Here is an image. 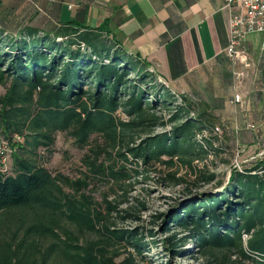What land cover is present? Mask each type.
Masks as SVG:
<instances>
[{
  "label": "trees",
  "instance_id": "1",
  "mask_svg": "<svg viewBox=\"0 0 264 264\" xmlns=\"http://www.w3.org/2000/svg\"><path fill=\"white\" fill-rule=\"evenodd\" d=\"M6 81L0 138L10 144V135H18L23 142L17 148L29 146L30 155L50 148L56 132H66L78 148L99 134L132 164L110 169L111 178L126 183L156 164L194 171V162L204 161L212 148L205 132L215 118L208 106L185 96L177 101L146 61L122 48L106 22L95 29L69 23L51 36L28 30L13 38L0 29V84ZM165 111L166 118L157 113ZM157 126L170 129L154 133ZM10 156L11 173L0 171V264H147L142 235L109 221L111 212H123L120 202L105 201L104 214L81 192L88 186L84 179L52 175L22 153ZM83 161L102 170L88 156ZM177 169L166 175L182 184ZM195 174L206 183L215 177L200 169ZM162 224L166 232L171 226L186 231L166 238L172 254L190 240L204 264H264V159L232 168L221 190L188 198ZM87 233L96 238L82 240ZM117 245L139 258L121 254Z\"/></svg>",
  "mask_w": 264,
  "mask_h": 264
},
{
  "label": "crops",
  "instance_id": "2",
  "mask_svg": "<svg viewBox=\"0 0 264 264\" xmlns=\"http://www.w3.org/2000/svg\"><path fill=\"white\" fill-rule=\"evenodd\" d=\"M223 4L224 0H0V29L13 38L28 30L51 36L69 23L95 29L106 22L122 48L146 61L168 91L207 105L226 138L261 143L264 32L246 35L241 58L246 66L232 63L226 55L228 11ZM235 94L241 96L242 106L234 102Z\"/></svg>",
  "mask_w": 264,
  "mask_h": 264
},
{
  "label": "rangeland",
  "instance_id": "3",
  "mask_svg": "<svg viewBox=\"0 0 264 264\" xmlns=\"http://www.w3.org/2000/svg\"><path fill=\"white\" fill-rule=\"evenodd\" d=\"M7 87V81L0 84V96L5 93ZM176 99L180 101V98L176 97ZM195 107L198 108V105L194 104L193 108ZM157 113L164 118L167 117L166 111ZM117 114L124 118L119 111ZM215 127H218L219 131H215ZM169 129V126H157L153 132ZM223 132L215 123L210 133L205 132L212 141V148L204 161L194 162V171L182 167L168 169L156 164L147 169V176L135 175L126 183L116 182L111 178L110 169L119 170L122 167L130 169L132 164L123 161L117 155L115 148L99 134H92L88 145L78 148L66 132H56L52 146L48 149L39 147L33 155L29 154V146H26L24 150L17 148L23 140L18 135L12 134L8 153L15 151L22 153L25 157L31 156L37 164L46 168L52 175H63L70 180L84 179L88 186L81 192L88 194L95 205H101L104 214L105 201L120 202L117 209L123 212H111L109 221L113 223L114 228L135 229L138 237L142 235L143 243L146 244L142 252L143 260L147 264H204V259L196 253L195 244L190 240L184 246H180V253H170L166 238L170 235L182 238L186 235V231L173 229L171 226L166 232L162 229V222L166 214L178 210L188 198L201 192L221 190L228 181L231 169L236 168L235 164L238 163L241 168H244L249 167L256 159H264V142L252 144L247 141H232V138H226ZM84 156H88L89 160L92 159L94 166L102 170H96L84 162ZM4 167L5 172L10 174L12 171L10 154ZM173 169H177V176L183 177L184 183L174 184L168 179L166 174ZM199 169L205 174L213 173L215 176L213 181L209 183L197 181L195 173ZM64 190L66 193L75 195L70 187H65ZM64 224L62 221L61 225ZM95 238L96 235L87 233L83 235L82 240ZM115 249L121 254H127L128 251L135 254L132 248L125 245H117ZM135 257L139 258L136 254Z\"/></svg>",
  "mask_w": 264,
  "mask_h": 264
},
{
  "label": "built area",
  "instance_id": "4",
  "mask_svg": "<svg viewBox=\"0 0 264 264\" xmlns=\"http://www.w3.org/2000/svg\"><path fill=\"white\" fill-rule=\"evenodd\" d=\"M224 7L228 11V37L229 43L226 49V55L232 63L240 62L246 66L245 59L242 60L244 54V40L248 33L264 32V0H224ZM241 73H237V77ZM235 103L242 106V98L239 94L233 97ZM253 128L251 123L246 125ZM215 131H219L215 127ZM8 144L4 138H0V171L5 172L6 160L10 153H8ZM237 170L241 171L240 165L235 166ZM247 234H243L246 239Z\"/></svg>",
  "mask_w": 264,
  "mask_h": 264
}]
</instances>
